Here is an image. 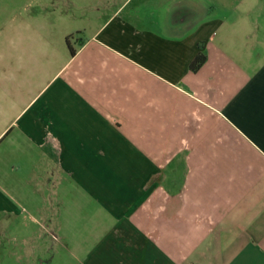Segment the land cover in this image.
Returning a JSON list of instances; mask_svg holds the SVG:
<instances>
[{
    "label": "crops",
    "instance_id": "0c3cea01",
    "mask_svg": "<svg viewBox=\"0 0 264 264\" xmlns=\"http://www.w3.org/2000/svg\"><path fill=\"white\" fill-rule=\"evenodd\" d=\"M2 12L0 264H264V0Z\"/></svg>",
    "mask_w": 264,
    "mask_h": 264
},
{
    "label": "rangeland",
    "instance_id": "374dc122",
    "mask_svg": "<svg viewBox=\"0 0 264 264\" xmlns=\"http://www.w3.org/2000/svg\"><path fill=\"white\" fill-rule=\"evenodd\" d=\"M20 0H0V22L3 21V8L6 6H17Z\"/></svg>",
    "mask_w": 264,
    "mask_h": 264
},
{
    "label": "trees",
    "instance_id": "16d2710c",
    "mask_svg": "<svg viewBox=\"0 0 264 264\" xmlns=\"http://www.w3.org/2000/svg\"><path fill=\"white\" fill-rule=\"evenodd\" d=\"M205 62V56L202 53H199L196 59L193 61L191 68L193 71L198 70Z\"/></svg>",
    "mask_w": 264,
    "mask_h": 264
}]
</instances>
